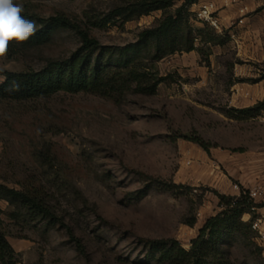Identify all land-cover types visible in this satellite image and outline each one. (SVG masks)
<instances>
[{"label": "rangeland", "instance_id": "1", "mask_svg": "<svg viewBox=\"0 0 264 264\" xmlns=\"http://www.w3.org/2000/svg\"><path fill=\"white\" fill-rule=\"evenodd\" d=\"M126 1L18 0L42 17L65 15L111 47L136 43L163 19L155 11L126 23L112 15L108 22ZM218 36L221 51L200 39L196 57L175 53L157 62L159 75L170 78L154 94L0 99V184L40 191L61 221L13 220L14 208L0 201L18 264H169L148 262L145 241L171 239L189 249L221 210L216 192L238 196L235 185H264V109L249 118L233 111L264 101L253 86L259 66ZM81 46L70 29L38 47L12 42L0 60V85L8 72L42 69ZM183 135L201 137L209 151ZM224 246L230 264H264V243L255 233L233 236Z\"/></svg>", "mask_w": 264, "mask_h": 264}, {"label": "trees", "instance_id": "2", "mask_svg": "<svg viewBox=\"0 0 264 264\" xmlns=\"http://www.w3.org/2000/svg\"><path fill=\"white\" fill-rule=\"evenodd\" d=\"M179 1L182 3L175 14H169L167 10L175 6L177 0H127L124 5L115 8L107 19L108 22L112 15L126 23L155 11H163V19L157 27L142 31L136 43L125 47L101 45L65 15L46 18L24 10V17L35 22L36 31L20 45L32 48L42 46L50 42L59 30L70 29L81 36L82 46L67 59L49 60L42 69L29 68L20 73H6L5 81L0 85V99H41L59 92L118 98L132 89L139 93L154 94L158 86L170 78V75H159L155 69L157 62L175 53L195 51L196 37L204 44H223L208 26L203 29H194L192 26L189 9L197 0ZM263 109L264 101L254 107L233 111L249 118L258 116ZM182 138L209 151L208 145L199 136L183 135ZM216 195L221 210L205 221L198 236L191 241L189 249L176 240H146L148 262L230 264L228 254L224 251L225 242L236 235L246 238L254 235L250 223L243 221V216L257 205L245 189L241 190L240 196H227L218 192ZM0 201L7 202L14 208L10 214L13 220L21 217L34 220L40 218L50 226L61 222L38 190L16 189L0 184ZM3 214L0 207V264H18L19 254L8 241L3 229ZM189 224L193 226L195 221ZM72 236L83 251V245L73 234Z\"/></svg>", "mask_w": 264, "mask_h": 264}, {"label": "crops", "instance_id": "3", "mask_svg": "<svg viewBox=\"0 0 264 264\" xmlns=\"http://www.w3.org/2000/svg\"><path fill=\"white\" fill-rule=\"evenodd\" d=\"M208 1H214L218 8V15L224 28L223 33L217 35L225 36L229 43L238 48L241 58L254 61L259 69L253 72L252 77L258 81L253 84L257 90H262L264 96V0H239L236 3H226L224 0H197L192 10ZM242 21V22H240ZM198 29L205 28L201 23L193 24ZM222 45H212V49L220 50ZM197 56L196 51L187 54ZM262 68V69H260ZM179 71V70H178ZM253 87V88H254ZM258 214L264 216V207L259 208ZM252 214L243 216L245 222H249Z\"/></svg>", "mask_w": 264, "mask_h": 264}, {"label": "built area", "instance_id": "4", "mask_svg": "<svg viewBox=\"0 0 264 264\" xmlns=\"http://www.w3.org/2000/svg\"><path fill=\"white\" fill-rule=\"evenodd\" d=\"M224 1L228 4V3H236L239 0H224ZM194 6L195 5L193 4L189 9L193 21L201 23L204 26H208L216 33L221 34L224 32V28L221 24V20L218 15V8L214 1H208L203 4H200L197 6L196 10H192ZM199 43H200V38L196 37L195 46L197 47ZM234 188L240 192L238 195L240 196L241 189L239 188V186L235 185ZM247 191L250 199H252L254 204L257 205L251 208L250 214H252L253 216L250 219L249 223L251 225V229L255 233L256 238L260 242L264 243V216L258 214V210L260 208L258 206L261 205L262 207H264V185L262 184L257 185L253 189H249Z\"/></svg>", "mask_w": 264, "mask_h": 264}, {"label": "clouds", "instance_id": "5", "mask_svg": "<svg viewBox=\"0 0 264 264\" xmlns=\"http://www.w3.org/2000/svg\"><path fill=\"white\" fill-rule=\"evenodd\" d=\"M23 12L18 0H0V60L7 57L12 42H26L35 34V22L26 19Z\"/></svg>", "mask_w": 264, "mask_h": 264}]
</instances>
